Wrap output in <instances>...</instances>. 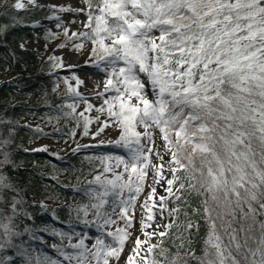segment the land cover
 Instances as JSON below:
<instances>
[{
    "label": "snow or ice",
    "instance_id": "obj_1",
    "mask_svg": "<svg viewBox=\"0 0 264 264\" xmlns=\"http://www.w3.org/2000/svg\"><path fill=\"white\" fill-rule=\"evenodd\" d=\"M27 2L39 7L36 0ZM84 2L87 10L60 7L59 11H86V27L91 31L73 35H82L94 45L91 52L97 57L95 64L108 77L104 92L113 93L96 111L114 119L110 125L100 115L88 118L80 113L85 121L83 134H89L94 121L99 124L96 136L115 125L119 136L108 143L125 149L126 155L99 158L105 165L103 172L89 181L96 187L86 193L96 202L77 210V219L80 211L87 217L90 210L96 218L83 220L100 233L91 247L85 243L89 237L72 243L73 234L54 227L50 235L59 241L51 244L27 226L19 231V202L13 197L11 215L0 211V264H109V257L118 261L132 236L128 229L133 227L135 202L144 190L149 166L153 181L140 206L139 221L145 239L136 237L125 264H137L135 258L144 245L143 264H189L190 259L197 264H264V0ZM12 7L24 9L26 4L16 0ZM76 47L82 49L83 44ZM50 59L63 67L61 58ZM76 80L77 85L83 83ZM69 90L80 96L71 85ZM68 107L75 112L74 104ZM92 108L88 104L86 111ZM138 127L144 131H137ZM157 130L170 153L168 167L172 173L166 179L168 196L159 197V212L161 216L167 212L172 221L157 225L164 231L147 232L156 206L153 185L165 179L164 165L153 164L151 159L155 156L163 161L159 149L154 152L149 146L155 145ZM6 163L11 161L4 153L0 166ZM5 189L15 191L0 173V203L4 202ZM185 193L199 197L200 207L193 212L208 226L203 255L196 256L191 239L183 236V232L190 235L193 228L197 232L200 228L184 212L183 232L176 237L180 243L169 259V250L161 246L163 240L155 244L151 240L153 236H167L176 225L179 205L169 209L167 202L173 197L181 200ZM113 215L124 221V227L106 231L107 226L117 223ZM25 233L30 241L47 244L56 255L29 241L17 243ZM106 236L112 238L110 243L105 242ZM180 249L186 250L181 253Z\"/></svg>",
    "mask_w": 264,
    "mask_h": 264
},
{
    "label": "trees",
    "instance_id": "obj_2",
    "mask_svg": "<svg viewBox=\"0 0 264 264\" xmlns=\"http://www.w3.org/2000/svg\"><path fill=\"white\" fill-rule=\"evenodd\" d=\"M15 3L16 0H0V74H11L9 79L0 81V160L7 153L11 161L0 166V173L7 177L15 189L4 190V202L0 203V211L11 215L10 205L14 197L19 202L18 220L22 221L19 231L27 226L45 241L51 238V244L59 241L58 237L50 235L54 227L73 234L79 240L90 229L97 230L96 227L83 223L84 219L95 221L92 211H89L87 217L80 211V219H77V210L96 202L90 200L86 193L89 188L96 187L90 185L89 181H93L94 173L99 170V161L87 152L71 151L56 156L27 149L32 142L45 137H70L72 125L83 117L67 110L70 94L66 90L61 93L53 90L54 82L58 80L59 62L50 59L53 55L46 56L45 53L25 46L36 38V33L30 26L50 17L51 8L15 9L12 7ZM86 6L88 8L87 4ZM90 31L91 29L88 30ZM82 40L84 43L91 42L84 36ZM17 99L20 100L15 103ZM25 118H44L50 129L42 131L30 126L24 123ZM54 169H60L64 176L51 178L50 173ZM175 204L179 205L182 216L187 212L193 221L199 223V232L194 229L189 239L196 256H202L208 226L193 212V208L200 207L199 197L185 193L181 200H175ZM45 228L49 231H38ZM115 231L116 228L112 229V232ZM75 233L79 235H74ZM178 235L176 226H173L168 235L161 238V246L169 250V259L177 252V245L180 243L176 238ZM21 240L29 241L34 247H42L50 255H56L48 245L30 241L27 233L16 242L20 243ZM185 250L180 249L181 253ZM189 264L197 262L190 259Z\"/></svg>",
    "mask_w": 264,
    "mask_h": 264
},
{
    "label": "rangeland",
    "instance_id": "obj_3",
    "mask_svg": "<svg viewBox=\"0 0 264 264\" xmlns=\"http://www.w3.org/2000/svg\"><path fill=\"white\" fill-rule=\"evenodd\" d=\"M26 4V7L24 9L31 10L34 8H51V17L49 18H43L37 22H34L30 28L36 33V38L32 41H29L25 46L29 49L35 50L40 53H45L46 56L53 55L54 57H59L62 60L63 67H60L58 69V80L54 82L53 88H55V91L58 93H61L62 91L66 90L67 94H70L69 102L66 105L67 110H69L72 113L80 114L84 113V117L88 118H94L97 115H100L97 113L96 109L101 107V105L104 104V100L106 98H110L113 93L111 92H104V85L107 80V75L101 70V68L97 67L95 64V61L97 60L96 56L92 55V48L94 45L89 43H84L82 40V35H76L74 36L73 33H83L88 32L89 28L86 27V22L88 20V16L86 14V11H70L71 14L70 17L77 18V22L72 23H60L57 19H55L56 16L62 18L66 15H68V12H61L59 11L60 7H66L65 4L57 3V2H50L48 4H39V7L33 6L32 4H29L27 0H22ZM37 5V4H36ZM52 5L57 6L56 8L51 7ZM81 9L87 10V6L84 2V0H81L80 3ZM67 8V7H66ZM60 25L59 27L57 25ZM65 29H67V35H65ZM81 36V38L79 37ZM83 44L82 49H77L76 45ZM60 45H64V47H61ZM67 48H72L74 50H80V54L77 52L71 50H67ZM66 54H69L74 57H80L82 58L88 67L91 69H95L97 72L94 73V76L97 78V83L93 82H84L79 85H77L76 78H79L80 70L77 69H68L65 67L64 64V57ZM111 71V69H109ZM11 77V74H0V81H5ZM67 80V83L65 82ZM58 85V87H57ZM69 85H71L72 88H75L76 91L80 93V96H76V94L69 90ZM98 93H104L102 96L98 95ZM149 98L151 99V94H149ZM20 99L15 100V103L18 102ZM69 104L75 105V112L72 111L71 108L68 107ZM91 104L93 105V108L91 111H86L87 105ZM106 107V106H105ZM84 117L82 120H77L76 124L72 125V131L70 134V137L62 136L57 138H42L37 142H32L28 146L29 151H36V149H42L46 147V151H40L44 154H51V155H65L74 149H78L77 152H87L89 153L93 158H95L99 164V170L94 173V175H99L103 172L104 164L101 163V160L99 158L104 156H117V155H126L125 149H122L120 147L115 146L114 144L108 143L109 141H114L119 136V130L115 125H112L108 128H105V130L98 136L94 135V133L97 131V128L99 126L98 122H93L89 125V134L85 136L83 134L84 131ZM101 120H108L109 124L111 125V120L114 118L107 117L106 114L100 115ZM24 123L33 126L37 129H40L42 131H47L50 129L49 124L44 118H25ZM137 131L143 132L144 129L142 127H138ZM151 131V129L149 130ZM74 133V135H73ZM146 143V142H145ZM158 145H161L163 147V150L167 153L168 160H170V153L166 151L164 148V142L160 138V133L158 130L156 131V141L155 145H149L156 147ZM87 146V147H84ZM152 163H154L153 156L151 157ZM150 167L146 169L148 172V176L146 177L145 184H144V190L141 192L140 196L136 200V209L137 205L140 202L142 196L148 189L149 179L151 177L150 174ZM122 169H117V171H120ZM107 176L111 177V173H107ZM163 177L166 179H170L172 173L169 171L168 163L164 166ZM64 176V173L60 169H54L52 173H50L51 178H62ZM89 180V178H88ZM176 186H173V191L175 192ZM127 195V193H125ZM161 196H168V193L166 191H160L159 197ZM156 206L153 207V214L154 219L150 222L151 227L159 232L164 231L163 228H157V225H164L168 224L172 221L171 217L167 216V212L164 213L163 216H161L159 212V198L156 196L154 199ZM168 208H174L176 207L175 204V198L169 199L168 202ZM110 210V209H109ZM119 209H117V213H119ZM129 215H132V213H129ZM179 219L176 221V225H179L178 234L180 235L181 232H183L184 228V222L185 217L182 216L180 213H178ZM114 220H117L116 224L110 225L106 227V231H112V229H117V227H124V221L120 220L117 215H113L112 217ZM137 215L135 212V215L133 216V227L128 229L129 232L132 233L131 238H129L124 246L123 252L120 255L119 260L117 261L114 258L109 257V264H118L125 253L126 248L128 247L129 241H131L133 235L135 234V228H136V221ZM174 225V226H176ZM195 228L191 230V234L189 235L188 232H183V236L187 238H191L192 233ZM100 233L97 230L90 229L87 233L88 239H85V243L91 247L95 243V237L99 235ZM162 237H158L156 239L157 243L159 240H161ZM48 238L46 241L49 244ZM111 237H105V242L110 243ZM78 241L77 237L72 238V243H76ZM64 243L67 244L68 240H64ZM47 245V244H46ZM147 248V246H146ZM156 251V250H155ZM91 264H95V261H92ZM140 264H143L141 262Z\"/></svg>",
    "mask_w": 264,
    "mask_h": 264
},
{
    "label": "bare ground",
    "instance_id": "obj_4",
    "mask_svg": "<svg viewBox=\"0 0 264 264\" xmlns=\"http://www.w3.org/2000/svg\"><path fill=\"white\" fill-rule=\"evenodd\" d=\"M50 2H57V3H61V4H65L66 7H71L73 9H81L80 7V3L81 0H36V4H48ZM75 12V11H73ZM71 14V12H68V15L62 17L59 19L60 23H72V22H77V18H73L70 17L69 15ZM72 48H67V50H71ZM73 51L77 52L78 54H80V50H74ZM64 64L65 67L68 69H77L80 70L79 73V78L80 80L84 82H93V83H97V78L94 76V73L97 72L95 69H91L90 67H88V65L86 64V62L80 58V57H74L71 56L69 54H66L64 57ZM153 147V146H151ZM157 149H159L160 153L163 155V161H158L157 158L155 156H153L154 158V163H162L164 166L168 163V157H167V153L165 152V150H163V147L161 145H158L156 147H153V151L155 152ZM150 174L151 177L149 179V184H148V189L146 190V192L144 193V195L142 196L140 202L137 205V209H136V215H137V219L135 221L136 223V228H135V234L133 235L131 241H129L128 243V247L125 250V253L123 254L120 262L118 264H125V261L127 260V258L129 257V255L132 252V248L134 246V240L136 239L137 236H139V238L141 240H144L145 237L144 235L141 234V229H140V219H141V204L144 202V200L148 197L149 192H150V188L149 185L152 184L153 181V169L152 167H150ZM165 178V177H164ZM156 188V194L153 197V200L155 199V197L157 196L159 198V192L160 191H165V188L167 187L166 185V178L165 179H160L158 184L153 185ZM146 211V210H145ZM144 219H147V215L144 216ZM153 228L150 226L149 228L146 229L147 232H153ZM157 239V236H153L151 243L155 244ZM146 246L144 245L141 248V251L139 253V255L136 256V262L137 264H140L141 262H143L141 260V257H144L146 255Z\"/></svg>",
    "mask_w": 264,
    "mask_h": 264
}]
</instances>
